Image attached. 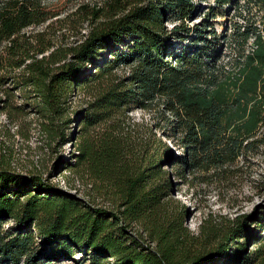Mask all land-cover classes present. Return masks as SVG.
<instances>
[{"label":"trees","instance_id":"1","mask_svg":"<svg viewBox=\"0 0 264 264\" xmlns=\"http://www.w3.org/2000/svg\"><path fill=\"white\" fill-rule=\"evenodd\" d=\"M199 1L207 12L190 25L196 0H0V112L25 139L19 119L37 113L53 151L79 121L76 151L54 164L81 172L98 193L64 190L43 160L19 162L15 133L1 129L0 264H241L262 256L264 209L255 219L210 214L195 232L171 195L172 173L191 181L231 171L264 132V0ZM228 4L243 20L231 29L239 54L230 65L214 59L209 38L219 36L214 19ZM79 88L93 89L76 110ZM135 108L151 120H133ZM166 160L173 172L162 169ZM253 224L259 243L248 253Z\"/></svg>","mask_w":264,"mask_h":264},{"label":"rangeland","instance_id":"2","mask_svg":"<svg viewBox=\"0 0 264 264\" xmlns=\"http://www.w3.org/2000/svg\"><path fill=\"white\" fill-rule=\"evenodd\" d=\"M196 1V5L199 6L194 15V17H196L192 21H189L190 25H193V23L198 22L201 17L205 16V12H207L209 6L208 1ZM244 1L245 0H241L240 4L245 3ZM239 7V9L244 8V6ZM252 10L260 16L259 8L252 7ZM262 13H264V11ZM237 20L243 21L238 14V10L230 4L226 5L224 12L214 19V26L219 36L217 38L209 36L211 41L210 44H212L210 50L218 63H227V65H230V63L236 61L238 57L239 51L234 48L230 40L232 26ZM175 22L176 21H168L167 27L171 28ZM259 25L261 26L260 23ZM251 48L252 39L247 45V52L251 50ZM98 62L101 64L102 60L98 58ZM91 69L95 70L94 67ZM117 70L123 73L125 67L120 66ZM23 71L27 72L28 67H23L18 72ZM91 89L85 90L79 88L74 96L72 108L76 110L81 109L91 98ZM17 101H19V98ZM129 115L136 121L147 122L151 120L150 114L140 108L133 109L129 112ZM40 117L41 116L37 113L31 111L27 114L26 118L19 119L23 130L29 127L30 136L28 139H25L22 134L18 132L19 128L16 121L10 122L8 116L4 112H0V133L4 134L5 130L1 129H6L8 127L15 133L13 138L18 152L17 157L19 162L30 164L33 159L39 160V162L43 160L45 162L43 167L48 169L47 171L54 170H52L53 181L61 188L80 196H88V193H92L91 195H93V187L89 184L91 180H89L87 176H81V172L78 173L69 168H64L59 171L61 167L55 166L56 163H59L60 159H69V155L72 151H76V140L82 132L79 121H76L75 124L68 129L70 131L69 135H71L68 141L63 143L61 147H58V150L53 151L52 146L55 145V143L52 144L51 142L50 145L46 141V137L41 135ZM74 134L75 137L73 138ZM160 134L161 133L158 132V135ZM259 136L262 137V140H260L256 148L246 155L241 156L231 171L218 175L201 173L198 177H193L191 181H185L172 173L171 180L173 181V190L171 195L184 206L187 212V225L190 229L197 232L202 220L209 217L210 214H213V217L222 215L226 221L228 218L235 217L236 215H246L247 219L250 217L255 219L264 209V132ZM163 138L169 144L173 154L181 153L182 149L177 142L169 139L167 136H163ZM74 155L73 153L72 159H75ZM171 161H164L165 163L162 165V169L173 172L174 166ZM97 195L98 193L96 196ZM99 202L102 203V200H99L98 203ZM257 228L258 226L253 224L249 231L256 233L258 231ZM256 236L257 233L255 236L252 235L247 239L246 250L248 253H251L259 243L258 240L254 242V237ZM262 249V256L258 260L253 263L245 260L241 264H264V246ZM74 263L73 260H62L51 264Z\"/></svg>","mask_w":264,"mask_h":264},{"label":"water","instance_id":"3","mask_svg":"<svg viewBox=\"0 0 264 264\" xmlns=\"http://www.w3.org/2000/svg\"><path fill=\"white\" fill-rule=\"evenodd\" d=\"M75 137V134L73 135V138Z\"/></svg>","mask_w":264,"mask_h":264}]
</instances>
